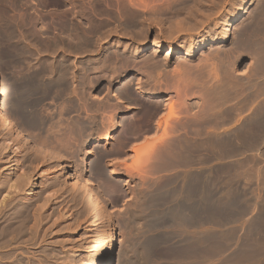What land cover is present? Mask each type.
Here are the masks:
<instances>
[{
    "label": "bare ground",
    "instance_id": "1",
    "mask_svg": "<svg viewBox=\"0 0 264 264\" xmlns=\"http://www.w3.org/2000/svg\"><path fill=\"white\" fill-rule=\"evenodd\" d=\"M26 1L30 2L31 0H25L24 2ZM44 1L52 4V3H57V2L60 3V1L62 0H44ZM65 1L69 5V7L63 11L64 16H62L63 14L58 13L60 15H57L56 17L55 16L48 17L49 20H58L56 22L57 26H55L54 24V28H58V31H59L58 33L54 32L56 36H53L52 34L47 35V36L45 35L46 39L44 38L45 41L43 42L42 41L43 35L41 36V35L36 34L34 30H31V31L34 37L37 36L39 41L41 40L43 43H46L49 46L54 45L55 43H58L59 41H63L62 38L69 36L68 41L70 42L72 46V48L71 47L70 48L71 49L75 48L76 50L78 49V51L79 49L85 51L86 50L85 46L88 44L90 45L92 44L91 43V41H93L92 36L94 35L93 31L96 29L95 27H93L94 22H93V25L92 23L91 25L89 24L90 20H106V21H116V22L118 21V22H122V24L124 23V25L126 24L127 25V26L125 25L126 27H128L129 25L132 26L133 24L136 25V23H141L140 27H143V24L147 22V20H156L158 23H161V19L163 18V16L168 14L170 15V17L177 19V20H172V23L170 22L171 23L170 25L171 33H174V32H179L183 30L182 23L185 22L183 21L184 15L188 16L186 18L188 21L189 20H202L201 17L203 16L202 14L204 13V6L213 7L215 5V4H212V3H215L213 2L214 0H210L209 2L208 0H87L86 2L84 1L85 4L83 2L82 5L79 3L77 4L76 0H65ZM241 1L245 2L246 0H241ZM36 2L39 3V0L38 1L36 0ZM36 2H34V5L36 4ZM78 6L80 9L78 8ZM76 7L79 10L77 9L76 11L75 10ZM240 13H243L245 15L243 19L244 21L234 28V31L232 32V35H233L232 45L228 47L227 49L226 48L223 49L222 45H214L211 47V49L209 48L208 51L206 49L204 51V55L202 56V58H200L196 62H194L191 59V56L194 53V47H193L194 42L192 43L191 41H189V48L186 49V51L183 53L184 59L175 61L176 62L174 63L175 65L172 66V68L169 67L170 69H167V65L169 64L168 59H165L167 57H163L164 58L163 61H160L161 59L160 60L157 59L156 54L154 53L148 56L145 54L146 56L144 55L140 57V55H138L139 53L136 48H133V49L130 48L128 51L126 49L124 50V48L122 49L120 47L121 45L117 41H116L117 43H115L114 45H110L108 47H105L104 49H100V44H99L100 42L96 43V39L99 37H95L97 36L95 35L93 37L96 38L95 39L96 45L92 47L94 48V51H95V53H92L94 54L93 55L94 58L84 61L82 63V67L85 70L86 68L87 70L89 68L95 69L94 70L95 73L101 71L102 72L101 74L90 75L89 74L90 72L88 73V71H86L87 74L85 73L80 78L79 77L77 78L78 81L75 85L74 84L75 74L73 70L71 71L70 69L71 63L70 62L66 63L65 62L66 59H64V61H60L57 65L47 63L46 66H44L43 68L41 67L42 69L40 70L38 69L34 73H31L32 71L31 72L29 71L27 75L24 74L22 76L21 80L14 81V85H13L14 89L11 92V94H9L11 95V98L10 96L9 98L12 103L10 101L8 102L11 103L10 105L12 107L14 106L16 112L20 116L18 118L20 119L22 117L21 118L22 122L24 123V125L27 126L28 129L29 127L33 128V130L34 128H38L41 131L43 129L45 132L49 130L50 131V132L48 131L50 133L49 136L51 135L50 136L51 140L48 139L49 142H51L52 140H55L54 135H56V132H58L59 130L61 131L60 134L63 133L62 129L64 127L58 130V127L61 124L60 120L62 122L61 117L58 118V115H57V119L59 121L56 119L51 121L54 118L50 120V117L48 119L45 116L47 118L46 119L44 117V112L42 113V111L39 110L40 109L39 107H38L39 109L34 107V106H38L36 105L37 100L40 101L42 97L44 98V96L52 95V97H56L58 99L64 98L63 95L67 93V91H70L69 93L72 92V93L78 94L76 95L77 100L75 101V103L77 101L78 102L76 103V105L72 103L74 106V110L76 106L79 110L81 109V107H83L84 111L85 109L86 110L88 109L89 110L87 112L88 114L90 113V110H93L96 112L98 110L100 111L101 109L103 112L106 111V113H107V110H109V112L105 114V116L104 115L102 116L103 119L100 117L102 114H104L102 113V111H100V113L102 114L100 116L98 115L102 119L101 122L104 120V117H106L105 121H107L106 123L109 124L107 126L106 123L103 121L105 124H102V125H105V127H103L105 128V130L103 129L102 133H100L101 135L98 137H95L92 139L89 137V132L87 131V127H89L90 124L92 123L88 125L87 123L89 122L88 121L89 117L87 120H86L87 117L80 118L81 114L79 117L77 116L76 118H74L73 116L71 117L74 119H71V118L69 119L67 117L68 120L70 121V123L67 122L69 124V125L67 124L68 128L65 127L68 130V132L67 130H65V128L63 129L65 130L64 132H67V134L63 133L64 135L63 136L61 135V137L59 135L58 137L56 136L58 138V139L56 138L58 141L55 140L57 142L55 144L56 145L58 144L67 145L68 144L69 148L71 147L69 151L70 154H71V149L72 147H74V144L76 142L75 145L78 144L77 146H80L81 148L79 147V149H77L75 148L76 146L74 147L76 149L74 150V152H76L75 156H77L78 154L77 159H80L81 161H82V158H86L88 154L90 153L88 146L92 145V143L94 142H100L102 140L108 141L109 138L111 137L110 132H113V130L115 129L117 133L119 132L120 134V135L117 134V136L119 135L121 137H123L122 135L125 136V134L128 135L132 132H138L140 130L143 131L144 129L146 130L150 129V130H155V131L161 129L162 134H160L161 133V130H160L159 139L163 137L164 138L167 137L168 139V137L172 135L175 130L177 132L182 130L181 133L178 132L180 134L183 133V130L185 131L184 136L182 134L181 137H179L180 134H177L176 132V136L179 135L177 137L178 139L177 138L176 140L173 139L172 138L173 135H172L170 137L172 139L167 140L165 138L166 140H164V142L162 140V143H160L159 141L158 146H157L158 143H156V146H153L154 143H152V141L149 140V142H147L145 146L139 145V147H135V151L137 152V158L132 163L134 167H136L134 169L138 168L139 170L143 171L144 169H142L141 166L145 165V161H147L148 159L151 160V157L154 156L156 159V162L154 165H152L151 168L149 167L150 170L148 173H147L148 169L146 170V173L148 175L147 177L149 176L151 177L152 175L151 173H154L153 174L154 176H156V174L158 173H163V174H160L161 176L157 175V176H160V178L154 177L157 180L156 179L150 180L149 178H148L149 180L147 181L144 180L146 181V183H140L142 187L139 188L140 187L139 186L138 187L139 190L136 191V195L137 194L138 195L136 196L137 198L135 201V205L132 207L133 210L130 209L131 213L133 212V214H131L133 215L132 216L133 218L131 219V223L133 224V227H134L133 228L134 231H132V233H135L133 234L135 236L134 241L133 242L131 241V242L134 243L133 246H135L134 248H136V250L133 248L136 252V258L134 260L133 259L129 260L127 264H204V260L207 261L208 259L210 261L215 260L216 263L213 261L214 264H264L263 262L258 263L257 261L259 260L257 259L255 260L253 259L254 261H251L252 259L250 260L249 255L246 254V252L249 253L251 250L247 248L241 250L242 252L240 251L241 253L239 252L238 255L237 253H235V254H230L231 256L229 255L227 256L226 253L229 249L228 247L230 244L229 245L226 244V242L228 241L224 242L225 243L224 245L222 244L223 240L225 239L221 235H224V234L220 235L217 233L218 235L221 236V238H223L222 243H218L219 241H217L216 244L204 245V227H203L204 226V214H205L204 208L207 206L206 205L207 200L206 201L204 200L205 198L204 196H206L205 195L206 193L208 195V192L204 194V191H206L204 189L206 188H204V176H203L204 172L202 171V168L200 167L201 169H198L199 167L196 166L198 170L193 173H192L193 168L192 170L190 169L191 167L190 164L192 165L196 163L203 164L201 161H204V157H203L204 154L202 153L203 160L201 161L193 157V159H196L194 160V162L198 161L194 164L193 162L191 163L189 160L191 156L190 153H194L196 148L200 149L202 147L203 149L205 142L206 143L209 142V145H212L214 143L213 150H215V146H216V149H221V148H217L218 145L217 144L215 145L216 143L215 141L214 142L212 141V143H210L209 140H211L212 138L208 139L206 136H204L205 135L204 132H207V130H208L207 135L208 133H212V135L217 133L219 129L218 127L216 128L214 126L216 124L218 126V123L220 124L221 122H222V125H223V122H227V124L228 122H232V124L229 123L227 126L223 125L224 127H226L224 129L221 127L223 131H220V132H222L221 134L223 137H224L223 134H227V136L228 134L234 135L235 133H239L240 135L247 134V135H250L251 137L253 136L252 138L256 140V141L254 140L253 142L251 141V143H254L253 145L255 144L257 146L264 145L263 143L261 144L262 141L260 142L259 140V138L262 137V135H264V0H257L255 7L252 8L251 10L242 8L241 10H239L238 14ZM67 14L70 16L67 17ZM146 14H150L152 16L154 15L155 18L152 16L147 17ZM238 14H236V16ZM18 17H20V19L21 17H23L22 19L24 21L31 20V17L29 15H25V12L23 14L19 13ZM73 20H77V21H73ZM79 20H87V21L89 20V23L79 21ZM198 22L199 21H195V23H198ZM124 25L122 26L124 27ZM191 26H193V24ZM113 31L115 32L116 29ZM10 33H11V36L9 34V39L10 38L12 39L14 33L12 34V31ZM75 35H77L76 38L74 37ZM227 38H228V32L225 31L222 35H220V37H217L212 42L223 43L227 40ZM20 40L22 41V39ZM68 41L66 37L65 42L67 43ZM65 42L63 41V44ZM23 43H24L23 41L22 43H20V41H11L9 50H11L14 54L15 53L16 54L25 53L29 49L26 46L28 44L25 45ZM67 45L70 46L69 44ZM93 45L94 43L92 44V46ZM180 45L175 44V42L169 43L167 47H165L168 50L167 54L171 55L172 53L178 51L180 49ZM83 47L84 49H81ZM162 47L163 46L161 45L160 41L156 43L154 41V45L152 44L151 47H147L143 49V52L147 50H152V52H157ZM88 50H90L89 47H88ZM242 55H245V57H247L253 63V64L251 63V65H254L253 69L250 70V68H252L250 67L249 68L250 71H248V73L243 72V74L242 72L239 73L236 67V62L238 61L239 57ZM123 68H124V71L120 73L115 79H113V76ZM85 70L83 72H85ZM104 71H109L110 75L109 74L108 75L110 77L108 80L111 82L113 79V82H112L113 85L117 82L120 83L118 90L116 91L115 89V93L113 92L111 94H109L110 92L108 91L109 93L103 96L104 100L100 104H96L95 106H92V104L89 105L93 97V95L91 94L89 90L93 87V82L95 83L99 77L105 76ZM130 74H131V77L132 76H134V78L136 77V81L130 80ZM20 77L21 76H19V78ZM105 77H107V75ZM19 82L24 83L21 86L22 87L21 90L17 86ZM112 84L110 83L108 86H112ZM88 86L90 87L89 90H88L89 88ZM86 87L89 92L86 90ZM4 91H5V88L0 79V131H2L6 135V137H3V138L0 137L1 139L0 148H2V150L6 152V154L8 155L7 160H6L7 166L5 167L8 169V175L11 176V181H8L9 177H6L7 175L0 174V190L6 184L5 183L6 178H7L6 181H8V184L6 187L7 189H4L5 187L3 188L4 190H6V192L2 194L3 197L0 198L1 199L0 200V264H11V261H10L11 252L12 253H15V252L13 251L10 252V249H5V248L8 246H12L11 244L12 240L15 238L17 234L21 233V231L19 230L20 228L17 226V223L19 221L21 222H24V221H22V218H23L22 216H21L22 218L18 216L20 214V212L18 214V211H20V209H18L19 207L18 208L16 207L18 209L17 211L18 215H15L12 213L8 214L10 211L7 212L6 214L4 213V208L7 207L6 203L10 201L9 199L12 200L13 199L12 197L17 192H22V191L25 192L24 197L22 198L23 200L21 202L22 206L25 205V203H28L27 200L34 195V188L36 186L35 181H34V176L32 175V173L31 172L25 173L24 171H21V168L19 167L20 158H17L16 160L15 158H13V156L16 154L20 156L24 148V147L22 148V146L20 145H16V142L19 140L21 143L23 142L22 145H24L25 143L29 146H32V148L33 147L36 148L39 151L38 153H40L39 157L41 156L40 157L41 159L42 158L48 159V157H50L51 160L54 161L55 163L54 169H50V170L48 169V171L44 170L45 171L44 172V182L51 181L54 175L53 174L54 171H57L58 175L61 178L63 177L64 179L65 173L67 172L66 170H69L71 158L70 156H66L68 151L66 152V150L65 151L63 150L64 153L61 152L62 146L57 147V149L60 148V150H56L55 149L56 145L54 144L55 146H53L52 145L53 143L50 144L47 141V139H45L46 137H49V136H45L47 133H45L44 135L45 137L34 135V132H32L33 134L30 133V131L26 129L24 125H18L17 122H15L12 119V117H10V115L7 114V112L3 108L4 100H6L2 96L4 94ZM188 91L189 93L191 91L192 94H195L196 98L197 96L199 99L200 97H202L201 99L202 100L205 99L206 101H202L200 99L201 100V103H200V101L197 100V102H199L200 104L205 102L203 103L204 106L203 105H202L203 107L201 105H200L201 107L199 106L200 111L190 112L189 114L187 113V116L185 118L182 117L183 116L182 114L180 118L181 119L184 118L183 120H185L186 122H180L181 120L177 119L178 118L177 113H179V111L184 113L183 109L188 110V108L190 107V104L187 103L189 105L188 107V105H186L185 103L186 101L185 102L183 101L184 99H186V95ZM167 94L168 95L170 94L169 98L171 99L168 102L166 101L165 103H162L160 102V100H157L155 101L153 105L151 104L148 109H144V110L141 109V111H137L135 114L129 113L119 118V113L121 112V108L124 106V101H127V102L132 101L128 103V105L132 103L130 106L125 105V108L127 107L128 109H132L133 106H135L134 103L136 102V99L137 100L139 99L137 98L138 95L145 97V98H149V99H159L161 96L167 95ZM204 94L206 95V98H204ZM234 98L238 99V101L235 100L236 103L234 101ZM229 99H232L233 102L230 100L232 102L231 103ZM105 100L107 102L106 104H104ZM61 103H64V102H61ZM64 105L65 104L60 105V106L62 107ZM176 105L178 106L180 105V109L181 107H183V109L178 110L176 108ZM70 107L73 108L72 106ZM159 108L160 109L167 108V111H165V113H161L159 117H156L155 121L152 124L150 122V119L153 116V112ZM244 108H247V110L244 111ZM176 109L178 110L177 113H176ZM189 109H193V106L190 107ZM61 110L63 111V109ZM83 110L81 113H83ZM241 111L245 112V114L241 115L242 114ZM93 116H94V112H93ZM173 116H175V118L179 120L178 123H176L175 121H173V123L172 121L169 122L170 118ZM94 119H91V120H94ZM20 123H21V120H20ZM63 123L65 122H62V124ZM94 124L95 123H93V125ZM101 128L100 130H102ZM88 130L92 133L91 131L92 129L88 128ZM155 131H153V134H155L154 133ZM37 132L38 131H36V134ZM220 132H218L217 134L219 141H220V138L218 135ZM188 133L194 136L193 138H195L196 136H199V137L202 136V139H203V136H204V138L208 139V141L204 140L205 142L203 141V143H201V141H196L197 139L198 140L200 139L197 137L196 140L193 139L194 141L192 142V140L189 139L191 137L188 136ZM38 134L41 135V133H38ZM221 134H220V137L223 140V137L221 136ZM239 134H238V138L242 139L243 141V139H245L246 137L240 138ZM209 135L210 136L208 137H211V134ZM156 136L157 135H155L154 137ZM176 136H173V137L175 138ZM227 136L224 138H227ZM234 136L236 137L234 140L237 141L238 140L237 135L235 134ZM51 137L54 139H52ZM233 138H230V139H233ZM214 139L215 138L213 137V140ZM72 141L74 143L71 146L70 142ZM227 141L229 140H226V142ZM236 141L235 143L233 142L232 144H236ZM78 142H81V143H78ZM220 142L218 143L220 144ZM238 142H237V145H238ZM222 144H224L225 146L228 145L226 143H222ZM239 144L241 146L242 142ZM209 145L207 143L206 148ZM220 145L219 147H221ZM251 146H248V147H251ZM210 147H213V146H210ZM222 147L224 148V146ZM235 147L237 146L235 145ZM253 147L255 148L256 146H253ZM190 149H193L191 150L192 152H190ZM206 150L207 152H209L208 148ZM206 150L203 149L202 152ZM232 150L234 149H231L229 151H232ZM197 151L198 150L196 149L195 155L197 154L200 155L199 153L200 150L199 152ZM223 151L222 153L216 152V154L223 155L224 154ZM59 152L63 154H65L66 152V154L65 156H63V154H60ZM214 153L210 151V154H214ZM216 154H214L213 156H215ZM4 156H5V153H4ZM72 156H73L72 158L75 157L73 153H72ZM202 157L200 156V158ZM217 157L219 156H216V158ZM220 158L222 157L220 156ZM191 159H192V156H191ZM96 165L93 161H91V163L89 164V169H85V171H88L91 169L93 171ZM257 167L258 166H256V168ZM138 169L136 171H138ZM79 170L75 171L74 169H71L69 177L73 178L75 185H76L75 187L77 188L78 192L81 193L83 198L87 201V203H89V205L91 206L92 212L104 224L107 234H108L107 236L108 238L105 244L103 245V247L98 248L94 252V259H93L92 264H110L112 254L114 251V247L116 245V232H114V225L112 223V218H111V215L108 209L106 208V203L103 202L100 196H98V194L92 188L91 182L86 177L85 171L84 170L79 171ZM257 171H259V169H257ZM144 173H145V170H144ZM6 174H7V171H6ZM218 174H216V176ZM255 176L258 177V175H255ZM232 182H229V184ZM210 189L211 188H209L208 190ZM112 190L110 186L109 187L107 186L105 193L110 194ZM211 192L209 193L212 195ZM51 195H48V196H50L51 198ZM15 199L12 201H15ZM44 199H45L44 201L47 203L48 202L47 195L45 196ZM206 199H207V196H206ZM211 200L214 201L213 199ZM30 203L28 204L30 205ZM204 203H206L205 207H204ZM20 205L21 204H19V206ZM208 208L210 207L208 206ZM208 208H205L206 211L209 210ZM17 209L14 210L15 213ZM23 210L25 209L23 208ZM208 213L209 214L207 216H210V215L214 216V214H211L212 212L208 211ZM25 215L28 216L26 212H25ZM129 218H131L130 215H129ZM23 224L22 225L21 223L19 224L21 225L22 229L24 227ZM212 234L213 236L216 235L214 234V232ZM213 236L212 238H214ZM228 236L231 237L230 239H233L234 237L232 234ZM212 238L209 237V240H211ZM14 240H16V238Z\"/></svg>",
    "mask_w": 264,
    "mask_h": 264
},
{
    "label": "rangeland",
    "instance_id": "2",
    "mask_svg": "<svg viewBox=\"0 0 264 264\" xmlns=\"http://www.w3.org/2000/svg\"><path fill=\"white\" fill-rule=\"evenodd\" d=\"M24 1L25 0H20V1L19 0H0V2H1L0 3V10H1L0 11V79L4 85V88H5L4 94L2 96L4 99H6V100L3 99L4 100L3 108L5 109L7 114H9L10 117H12V119L15 122H17L18 125H24V123L22 122V119H21L22 117L20 119L18 118L20 116L16 112L14 106L12 107L10 105L12 102L10 101L11 95H9V94H11V92L14 89V86H13L14 81L21 80L22 76L24 74L27 75L29 73V71L30 72L32 71L31 73H34L38 69L39 70L42 69L44 66H46L47 63L57 65L60 61H64V59H66L65 60L66 63L67 62L71 63L70 69H71V71L73 70V72L75 74L74 75V79H75L74 84L75 85L78 81L77 78L78 77L80 78L82 75H84L86 73V71H88V73L90 72L89 73L90 75L101 74L102 73L101 71L95 73V71H94L95 69L89 68L87 70V68H86V70H85L82 67V63L84 61H87L89 59L94 58V56H93L94 54H92V53H95V51H94V48H92V47H94L96 45L95 44V39H96L95 37H99L96 39V43L100 42L99 43L100 49H104L105 47H108L110 45H114L115 43L118 42L121 45L120 47L122 49L124 48V50L126 49L127 51L130 48L131 49L136 48L138 53H139L138 55H140V57L144 56L145 54L148 56V55H151L153 53L156 54L157 59H159V60L161 59L160 61H163V59H164L163 57H167V58H165V59H168V61H169V64L167 65V69H170V68H172V66L175 65L174 64V63H176L175 61H179L180 59L181 60L184 59L183 53L186 51V49L189 48V41H191L192 43L194 42L193 43L194 53L191 56V59L194 62H196L200 58H202V56L204 55V51L206 49L208 51L209 48L211 49V47L214 45H222L223 49H225V48L227 49L228 47H230L232 45V41H233L232 32L234 31V28L236 26H238L240 23H242L244 21L243 19L245 17V15L243 13L238 14L239 10H241L242 8L247 9V10H251L252 8L255 7V5L257 3V0H246L245 2H242L241 0H214L213 2H215V3H212V4H215V5L214 6L212 5L213 7H207L206 6L207 7L206 8L204 6V13L201 12V13H203L202 14L203 16L201 17L202 20H189L188 21L186 19L188 16L184 15L183 21H185V22L182 23L183 30H181L179 32H174V33H171L170 25L172 23V20H177V19L170 17V15H168V14L163 16L164 19L163 18L161 19V23H158L156 20H147V22H145L143 24V27H140L141 23H136V25L133 24L132 26L129 25L128 27H126L127 26L126 24H125L126 25L125 26L124 23L122 24V22H118V21L116 22V21H106V20H90V23H89V20L88 21L87 20H79V21L87 22L90 25H91V23L93 25V22H94L93 27H95L96 30L93 31V34H94L93 36H95V35H97V36H95V37L92 36L93 41H91V43L92 44L94 43L93 46H92V44L91 45L88 44L89 46L88 45L85 46V49H86L85 51L80 50V49L78 51V49L76 50L75 48L71 49L72 46H71L70 42L68 41L69 36H66L67 41H68L67 43L65 42L66 37L62 38V40L65 42L64 44H63V41H59L58 43H55L54 45H50V46L46 43H43L45 41L44 38L46 39L45 35L47 36V35L52 34L53 36H56V34L54 32H57V33L59 32L58 28H54V24H55V26H57L56 22L58 20H49L48 17L49 16H55L56 17L57 15H60V14H63L62 16H64L63 11L69 7V5L67 4V2L65 0L60 1V3L57 2V3H52V4L48 3L44 0H39V3L36 2V0H34V2H36L35 5H34L33 0L30 1L31 3L29 1H26V2H24ZM84 1L86 2L87 0H78V1L76 0L77 4L79 3L81 5L83 4ZM209 1L210 0H208V2ZM85 2H84V4H85ZM21 6H23V7H21ZM35 7H36V9H35ZM78 8H79V6H78ZM78 8L76 7L75 10L77 11ZM49 9L50 10L53 9V10L50 11ZM3 11H4V13H3ZM56 11H57V13H56ZM17 12H18V14H17ZM24 12H25V15H29L31 17V20H25L24 21L22 19L23 17H21V19H20V17H18L19 13L23 14ZM58 13H60V14H58ZM236 14H238V15L236 16ZM15 16H17V17H15ZM68 16H70V15L67 14V17ZM146 16L151 17L152 15L146 14ZM152 17L155 18L154 15ZM64 21H66V20H64ZM73 21H77V20H73ZM195 21H199V22L195 23ZM19 24H21V25H19ZM190 24L191 25L193 24V26H191ZM122 25H124V27ZM93 27H91V28H93ZM26 28H27V30H26ZM115 29H116V31L114 32L113 30H115ZM31 30H34V32H36V34H38V35H41V36L43 35V38H42L43 42L41 40L39 41L37 36L34 37ZM11 31H12V34L13 33L14 34H13L12 39L11 38L9 39V34L11 36V33H10ZM225 31L228 32V38L225 42H223V43L212 42L217 37H220V35H222ZM5 35H6V37H5ZM76 36L77 35H75L74 37L76 38ZM20 39H22V41L24 42L23 44H25V45L28 44L26 46L29 50L25 53H22V54H16V53L14 54L11 50H9L10 43H11V41H20V43H22V41ZM25 40L28 43H26ZM154 41H155V43L160 41L161 45L163 47L161 49H159L157 52H152V50H147V51L143 52V49H145L147 47H151L152 44L154 45ZM174 42H175V44H179V45L181 44L180 49L178 51L172 53L171 55H169V54H167L168 50L165 47H167V45L169 43H174ZM67 44H69L70 46H68ZM88 47L90 50L91 49L92 50L91 51L88 50ZM81 49H84V47ZM150 52H152V53H150ZM51 60L53 61V63ZM251 63L252 62L247 57H245V55H242L239 57L238 61L236 62L237 70L239 71V73L242 72V74H243V72L248 73V71L253 69V66H254V65H251ZM72 64H73V66H72ZM250 67H252V68H250ZM249 68H250V70H249ZM84 70H85V72H83ZM121 70L113 76V79H115L120 73H122L124 71V68ZM104 73H105V76L107 75V77H105V76L99 77L95 83L93 82V87L91 89L88 86L89 87L88 90L90 89L89 91L93 95L92 101L90 100L92 103L89 101L90 102V103L88 102L89 105L92 104V106H95L96 104H100L104 100V98H103L104 95L108 94L109 92H110L109 94H111L113 92L115 93V89H116V91L118 90L120 83L117 82L113 85L112 84L113 79L111 82L108 80L110 77L109 71H104ZM19 76H21V77L19 78ZM130 80L136 81V77L135 78H134V76L131 77V74H130ZM110 83L112 84V86H108ZM22 84H24V83L19 82L17 85L20 90L22 89V87H21ZM86 90H87V87H86ZM69 92L70 91H67V93H65L63 95L64 98H59V99L56 97H52V95L44 96V98L42 97L40 101L37 100L36 105H38V106H34V107H36L37 109L40 108L39 110L42 111V113L44 112V117L46 116L48 119L50 117V120L52 118H54L51 121H53L55 119L58 120L57 115H58V118L61 117L62 122H65L66 124L63 123V124H65V125H63L61 120H60V123H61L60 126L61 125H63V126H61V127L59 126L60 128L58 127V130L62 129L63 127L64 128L67 127V124L70 123L68 118L70 119L72 116L74 118L77 117L76 115H74L75 112L78 113V117L81 114L80 118L87 117L86 118V120H87L89 117V120H88L89 122L87 124L89 125L90 123H92V124H90L89 127H87V131L89 132V137L92 139V138L100 136L101 135L100 133H102L103 129L105 130V128H103V127H105V125H102V124H105L107 122V121H105L106 117H104V120H103L105 123L103 121L101 122V120L103 119L102 116L103 115L105 116V114H107L109 112V110H107V113H106V111L103 112L100 109V111H102V113H104L102 115H101L99 110L96 111L97 114H95L96 113L95 111L90 110V113H89L90 115H89L87 113L89 111L88 109L86 110L84 108L85 109V111H84L83 107H81V109L79 110L76 106L75 110L77 109L78 111L77 110L75 111L72 103H74V105H76V103L78 102L77 101L75 103V101L77 100L76 95H78V94L72 93V92L69 93ZM188 93H189V91H188ZM188 93H187V95H188ZM190 93L193 96H191ZM190 93L188 96L186 95V99H184L183 101L184 102L186 101L185 102L186 105L190 104V107L193 106L194 110L189 109L190 107L188 105V107H189L188 110L187 109L185 110V109H183V107H181V109H183L184 113H182L181 111H179V113H177V111L181 110V109H180V105L179 106L176 105V108L178 109V110L176 109V113L178 114L177 119H180L181 120L180 122L185 121L183 119L187 116V113L189 114L190 112L200 111V107L202 105L204 106L203 103H205V102L200 104L202 97H200V99H201L200 100L198 98V96L196 98L195 94H192L191 91H190ZM9 96H10V98H9ZM169 97H170V94L169 95L167 94V95L161 96L159 99H149V98H145V97L138 95L137 98H139L138 99L139 101L137 99H136V102L133 101V102H135L134 103L135 106L132 105L133 106L132 109H128L127 107L125 108V105L130 106L132 103L130 105H128V103L132 102V101H129V102L124 101V106L121 108V112L119 113V118L121 116L129 114V113L135 114L137 111H141V109L142 110L148 109L150 107V105L151 104L153 105L155 103V101H157V100H160V102H162V103H165L166 101L168 102L169 100H171ZM187 97H189V98H187ZM204 98H206L205 94H204ZM237 98H239V97H237ZM237 98L236 99L234 98V101L235 100L238 101ZM96 99L98 101L99 100L100 101L98 102ZM52 100H54V101H52ZM94 100H95V102H94ZM197 100L200 101V103L197 102ZM230 100L233 102L232 99H229V101ZM8 101H10L11 103ZM112 101H114V100H112ZM202 101H206V100L203 99ZM236 101H235V103H236ZM61 102H64V103H61ZM110 102H111V100H110ZM196 102H197V104H196ZM106 103L107 102L105 100L104 104H106ZM63 104H65L64 105L65 107L60 106ZM70 106H72L73 108H71ZM218 107H219V105H218ZM12 108H14V109H12ZM61 109H63V111ZM82 110H83V113H81ZM162 110H163V112H162ZM189 110H191V111H189ZM245 110H247V108H244V111ZM165 111H167V108L166 109H160L159 108V109L155 110L154 111L155 113L153 112V116L151 117L150 122H152L153 119L155 120L156 117L160 116L161 113H165ZM242 111H241V113H242L241 115L245 114V112H242ZM93 112H94V116H93ZM62 114H64V115H62ZM85 114L88 116H86ZM182 114H183L182 117H184V118L181 119L180 117ZM98 115L99 116L101 115L100 117L102 119ZM82 116H84V117H82ZM74 118H71V119H74ZM90 118L91 119L96 118V119H94L95 120L94 121V120H91ZM172 118L174 119L175 116L171 117L169 122H171V121H172V123H173V121H175L176 123L179 122V120H177L176 118L174 120ZM20 120H21V123H20ZM93 123H95V124L93 125ZM229 123L232 124V122H228V124ZM220 124L218 123V126L216 124L214 127H216V128L218 127V129L220 130L221 127L224 129V128H226L224 126L228 125L227 122H223L224 126L222 125V122ZM95 125L98 129L95 127ZM106 125L108 126L109 124L106 123ZM219 125H220V127H219ZM24 127H26V129H28L26 125H24ZM99 127L100 128L102 127L101 128L102 130H100ZM88 128L92 129L91 130L92 133L88 130ZM93 128H95V129H93ZM63 129H62L63 133L67 134L68 130L65 128V130H67V132H64L65 130H63ZM28 130L30 131V133L34 132V135H39V136H44L45 133L48 134V135L46 134L45 136H49V134H50L49 130H48L49 132L48 131L45 132L43 129L41 131L38 128H34V130H35L34 131L33 128H31V127H29ZM36 131H38L37 134H36ZM60 132L61 131L59 130L58 132H56V135L53 134L55 136V140L58 139L57 138L58 135L60 137H61V135L62 136L64 135L63 133L60 134ZM38 133H41V135ZM110 133H111V137L109 138L108 141L102 140L100 142H94V143H92V145L88 146L90 153L88 154V156L86 158H82L83 162L80 159H77L78 154H77V156H75V153H76V152H74V150H76L75 148L79 149V147H80V146H77L78 144L75 145L76 142L74 144V147L75 146L76 147L75 148L72 147L71 154H70L69 151H70L71 147L69 148L68 144L67 145H64V144L59 145L58 144L59 145L58 146L55 144V143H57L55 140H52L51 142L48 141V139H50L51 135L49 137H46L45 139H47V141L50 144L53 143L52 144L53 146L56 145L55 146L56 148L54 147L56 150H60V148L57 149V147L62 146L61 152L64 153L65 150H66V152L68 151L67 154L68 153L69 154L67 155L66 152H65V154H66V156H70V158H71L69 170H66L67 172L65 173L64 179H63V177L61 178L58 175L57 171H54L53 178L51 179V181H48V182H44V172L46 170L48 171V169L50 170V169L55 168L54 161H52L50 157H48V159L42 158L43 159L42 160L40 158L41 156L39 157L40 153H38L39 151L36 148H34V147L32 148V146H29L25 143H24V145H22L23 142L21 143L19 140H18L19 143H18V141L16 142V145H20V146H22V148L23 147L24 148H23V152L20 156H18L16 154L13 156V158H15V160L17 158H20L19 159V167L21 168V171H24L25 173L31 172L32 175L34 176V181H35L36 186L34 188V195L31 197L32 199L29 198L27 200L28 203H30V201H31L30 205L28 203H25V205L22 206L21 202L23 200L22 198L24 197V193H25L22 191L23 190L22 189L21 190L22 192H17L14 195L16 199L14 198V196L12 197L13 198L12 200L15 199V201H12L11 199H9L10 201H8V203H6V205H7V207H5L6 210L4 208V213H6V214H7V212L10 211L8 214L12 213V214L18 215L20 212V214L18 216H20V217L22 216L24 218L23 219L21 217L22 221L25 222L24 223V222L19 221L17 223V226L20 228L19 230L21 231V233H19L20 235L17 234L18 236L17 235L15 236L16 240H14L15 238L12 240V242H11L12 246H8L5 248V249H10V252L11 251L15 252V253L11 252V259H10L11 264H92L93 259H94V252L98 248L103 247V245L105 244V242L108 238L107 237L108 234H107V231H106L104 224L92 212L91 206L83 198L82 194L78 192L77 188L75 187L76 185H75L73 178L69 177L71 169H74L75 171H78L79 169H80L79 171H82V170L85 171V169H89V164L91 163V161H93L95 163V165L97 164L98 166L97 165L95 166V169H94L95 171L94 170L92 171V169L85 171L86 177L88 178V180H90L92 188L94 189V191L98 194V196H100V198L103 200V202L106 203V208L108 209V211L111 215L112 223L114 225V232H116V245L114 247V251L112 254L110 264H127V262L129 260H132V259L134 260L136 258V252H135L136 248H134L135 247V246H133L134 243H132L134 241V237H135L133 235L135 233H132V231H134V229H133L134 227H133V224L131 223V219L133 218L132 217L133 215H131V214H133V212L131 213L130 209L133 210L132 207L135 205V201L137 198L136 196L138 195V194L136 195V191L139 190L138 187L139 186H140L139 188L142 187L140 183H146V181L149 179L154 180L156 178H160L161 175L157 176L160 174V173H158V174H156V176H154L153 175L154 173H151L152 175L151 174H149V175H151V177L153 176L152 179L150 176L147 177L148 176L147 173L149 172L150 168L152 167V165L155 164L154 161H156V159L154 156H153L154 158L150 156L151 160L148 159L149 161L146 159L148 161V163H147V161H145V165L141 166L142 169L145 170V173H144V170L142 171V170H139L137 168L138 171H136L137 169H134L136 167H134V165L132 163L137 158V152L135 151V147H139V145L145 146L146 143L149 142V140L152 141V143H154L153 146H156V143H158L157 144V146H158L159 141H160V143H162V140L164 142V137L161 139H159L160 136L150 137L148 139H145L143 142H141L139 144H135V143L140 138H137L135 140L133 139L132 140L133 142H131L133 144L129 143L128 145H126L124 147V152H122V150H121V138L122 137L119 136L120 135L119 132L117 133V131L115 129V130H113V132H110ZM51 134H52V132H51ZM117 134H119V135L117 136ZM4 135L5 134L2 131H0V137H2V138L6 137V135L5 136ZM44 137H43V139H44ZM60 137H59V139H60ZM197 137L200 138L199 140L197 139L198 141H202L204 139V137L202 139V137H199V136H196L194 139H196ZM52 139H54V138H52ZM259 140H260V142L262 141L261 144L262 143L264 144V135H262V137H260ZM0 141H1V139H0ZM73 141L70 142L71 146L74 143ZM78 143H81V142H78ZM63 145H64V147H63ZM67 146H68V148H67ZM65 148H67V149H65ZM126 148H128V149L125 150ZM154 148H156V147H154ZM0 150H1L0 151V161H2V162H0V174L7 175L6 177L10 178V179L8 178V181H11V176L8 175V169L5 167V166H7L6 160H7L8 155L6 154V152H4L2 150V148H0ZM61 152H59V153L63 154ZM4 153H5V156H4ZM72 153L76 157V159H75V157L72 158L73 157ZM65 154H63V156H65ZM79 163H81V164H79ZM77 164H78V166H77ZM144 166H145V168H144ZM147 169H148V171L146 173ZM6 171H7V174H6ZM143 175H144V177H143ZM154 177H156V178H154ZM4 180H5V178H4ZM6 180H7V178H6ZM6 180H5L6 184L4 186L5 188L2 187L0 190V198H2L3 197L2 194H4L6 192V190H4V189H7L6 187H7L8 181H6ZM144 180H146V181H144ZM107 186L108 187L110 186L111 190L113 189L110 194L105 193ZM46 195L48 198L47 203L44 201L45 200L44 198ZM48 195H51V198ZM9 203H11V204H9ZM42 203L45 205H43ZM19 204H21V205L19 206ZM39 204H40V206H39ZM8 206H10V207H8ZM25 206H26V208H25ZM16 207L17 208L19 207L18 209H20V211H18V209ZM23 208L25 210H23ZM15 209H17L16 213L14 211ZM17 211H18V214H17ZM25 212L28 214V216L25 215ZM129 215L131 216V218H129ZM25 217L26 218L28 217V218L26 219ZM20 223H21V225L24 223L23 229H22L21 225H19ZM228 224L230 225V223H228ZM206 227H207V229L217 230V228H215L211 224H207ZM226 228H228V227H226ZM130 233H131V235H130ZM14 249H15V251H14ZM13 256H15V257H13ZM12 258L15 260H13Z\"/></svg>",
    "mask_w": 264,
    "mask_h": 264
},
{
    "label": "crops",
    "instance_id": "3",
    "mask_svg": "<svg viewBox=\"0 0 264 264\" xmlns=\"http://www.w3.org/2000/svg\"><path fill=\"white\" fill-rule=\"evenodd\" d=\"M218 134V133H217ZM217 134H213V135H215V136H213L212 134H211V137H208V136H210L209 134L207 135V134H205L204 136H207V138L209 139H211V140H209L210 141V143H212V141L214 142H216L215 143V145L217 144L218 145V147L217 148H221V149H216V146H215V150H213V148H214V143L212 144V145H209V142H207L208 143V149H210V151L212 152V153H214V151H215V153L214 154H216V152L217 153H222V151H223V149H224V156L223 155H221V154H216L215 155V157L212 159V160H210L209 162H216V163H218V164H216L215 165V167H210L206 172H205V175H203L204 176V178H207L208 180V182H206V183H204V188H206V189H204V190H206V191H204V194L206 193V192H208V195H207V193L205 194L206 196H207V199H206V196H204L205 198H204V200L207 202V204L206 203H204V207L205 208H208V206L210 207V208H208L209 210H207L206 211V209L204 208V218H207L208 219V221L206 222V224H211L212 226H215V227H219V228H221L220 230H215V232H214V234H216L215 236L216 237H218V238H216L215 236H213V234H211V235H209V237H211L212 238V236L216 239H214V238H212L211 240H209V237L206 239V240H204V243L205 242H207V243H209L208 245H210V244H216L217 243V241H219L218 243H222V240H223V238L225 239V240H223V245L225 244L224 242H226V241H228V242H226V244H228V243H230V242H232L233 241V239H234V234H235V232H236V229H235V224H236V218L237 217H244V216H247L248 214H249V212H248V210L250 209V206H248L249 204H250V201L249 200H247L246 199V195L245 194H242V193H239V191H241V190H239V188L237 189L236 187H235V185L233 186V185H227V186H225V187H222V188H217L218 187V184L216 183V180L218 179V178H220V176L222 175L221 173H223L224 175L225 174H227L228 176L230 175V176H233V178H235V177H242V178H244V179H247V180H252L253 178H255L256 180L258 179V181L260 182V184L262 185V187L264 188V166H258V163H253L252 164V160H239L238 162H236V161H229V162H226L227 161V159H229V158H233V157H235V153H237L238 151H241L242 149H241V147H245V145H246V147L244 148V151L243 152H250V151H258V149H259V146H257L256 144L255 145H253L254 143H251V141L253 142L255 139H253L250 135H247V134H243V135H240L239 133H235L236 135H237V138H238V134H239V137L241 138H244V137H246L245 139H243V141H242V139H239L238 138V140H239V142H238V140L236 141V140H234L236 137L233 135V134H228V136H227V134H223L224 135V137H226L227 136V138H224L223 136H222V134L221 133H219V138H220V141L222 142V143H226V144H228L227 146H228V148H227V146H225L224 144H222L220 141H219V139H218V137H217ZM220 134H221V136L223 137V140H222V138L220 137ZM203 136V137H204ZM233 136H234V138H233ZM202 137V136H201ZM213 137L215 138L214 140H213ZM248 137V138H247ZM230 138H233V139H230ZM208 139H203L202 141H201V143H203V141L205 140H207L208 141ZM253 139V140H252ZM191 140H193V139H191ZM226 140H229V141H227L226 142ZM234 140V141H233ZM204 141V142H205ZM220 142V144L218 143V142ZM225 141V142H224ZM235 141H236V144H232L233 142L235 143ZM242 142V145L240 146V144L239 143H241ZM250 141V142H249ZM256 141V140H255ZM237 142H238V145H237ZM248 144H246V143ZM207 143L205 142V144H204V146H207ZM219 145L221 146V147H219ZM235 145L237 146V147H239V148H237V147H235ZM244 145V146H243ZM252 145V146H251ZM204 146H203V149H204ZM210 146H213V147H210ZM222 146H224V148L222 147ZM248 146H251V147H248ZM253 146H256L255 148L253 147ZM201 147V146H200ZM210 147V148H209ZM230 147V148H229ZM232 147V148H231ZM234 147V148H233ZM191 148V147H190ZM212 148V149H211ZM195 149V148H194ZM197 150H198V148H196ZM196 149H195V152L194 153H190V155L192 156V159H191V156H190V162L192 163L193 162V164L194 163H196V162H198V161H195L194 162V160H196V159H193V157L194 158H197V160H203V158H200V155L202 156L203 154H204V152H202L203 151V149H202V147L200 148V149H202L199 153H200V155L199 154H197V155H199V156H197V155H195V153H196ZM231 149H234V150H232V151H229V150H231ZM191 150H193V149H190V152H192ZM213 150V151H212ZM219 150H221V151H218ZM226 150V151H225ZM209 151V152H210ZM259 151H261V152H264V145H263V148H260V150ZM198 152V151H197ZM226 152V153H225ZM231 152V153H230ZM235 152V153H234ZM203 153V154H202ZM194 156H193V155ZM233 155V156H232ZM196 156V157H195ZM216 156H219V157H217L216 158ZM220 156L222 157V158H220ZM228 157V158H227ZM200 158V159H199ZM217 159V160H216ZM199 161V162H200ZM189 162V163H190ZM203 164H199V163H196V164H194V165H192V164H190L191 165V167H190V169L192 170V168H193V171H192V173L193 172H195V171H197L198 169H201L202 168V171L204 172V161H201ZM221 162H223V163H221ZM203 165V166H202ZM196 166L197 167H199L198 169L196 168ZM256 166H258L257 168H256ZM201 167V168H200ZM254 167V168H253ZM194 169H196V170H194ZM256 169V170H255ZM257 169H259V171H257ZM261 169V170H260ZM257 171V172H256ZM226 172V173H225ZM228 172V173H227ZM256 172V173H255ZM219 173V174H218ZM216 174H218L217 176H216ZM255 175H258V177L257 176H255ZM214 177H216V178H214ZM223 178V177H222ZM216 179V180H215ZM231 186V187H230ZM209 188H211L210 190L212 191H210V190H208ZM231 190V191H230ZM209 192H211L212 193V195L209 193ZM215 192V193H214ZM223 192H224V194H223ZM214 193V194H213ZM215 194H217V195H215ZM227 194V195H226ZM220 196V197H219ZM218 197V198H217ZM217 198V199H216ZM209 199V200H208ZM211 199H213L214 201H212ZM204 201V202H205ZM210 204H209V203ZM206 204V205H205ZM212 211H211V210ZM213 210H215V211H213ZM208 211H210V212H212L211 214H214V216L213 215H210V216H207L209 213H208ZM212 217H214V218H212ZM216 218V219H215ZM228 223H230V225L228 224ZM242 224V223H241ZM248 228H247V230H246V233H247V242H251L252 244L250 245V246H253V245H255V244H262L263 246H264V197H263V201L261 202V205L258 207V213H257V215H256V217H255V220L253 221V222H250V223H248ZM226 227H228V228H226ZM230 232V233H229ZM224 234V235H221V236H223V238H221V236L220 235H218V234ZM226 233V234H225ZM228 233V234H227ZM230 234H232L233 236V239H230L231 237L230 236H228V235H230ZM225 236H226V238H227V236H228V240L225 238ZM220 239V240H219ZM212 240H214V241H212ZM230 240V241H229ZM232 240V241H231ZM210 241H211V243H210Z\"/></svg>",
    "mask_w": 264,
    "mask_h": 264
},
{
    "label": "flooded vegetation",
    "instance_id": "4",
    "mask_svg": "<svg viewBox=\"0 0 264 264\" xmlns=\"http://www.w3.org/2000/svg\"><path fill=\"white\" fill-rule=\"evenodd\" d=\"M95 114H97V113H95ZM74 115L78 116V113H74ZM154 121L155 120H153L151 123L153 124ZM183 122H185V121H183ZM160 130L161 129L156 130L157 131L156 132L155 130H150V129L149 130H146V129H144L143 131L140 130L138 132H132V133H130L128 135L125 134V136L122 135L123 136L121 138L122 139L121 140V150H122V152H124V147L126 145H128L131 142H133L132 141L133 139L135 140L137 138H140L135 143V144H139V143L143 142L145 139H148L150 137H154L155 135L160 136L159 135ZM145 131H147V132H145ZM153 131H155L154 132L155 134H153ZM181 131H178V132L181 133ZM220 131H223V130L222 129L221 130H218V132H220ZM174 132H173L172 135L173 136H176V132L177 131L175 130ZM178 132H177V134H180ZM184 132L185 131L183 130V133H182L183 136H184ZM207 132H208V130H207ZM207 132H204V134H207ZM217 133H215V134H217ZM220 133H222V132H220ZM160 134H162V130H161V133ZM182 134H180V136L179 135L178 136L181 137ZM208 134H212V133H208ZM172 135H170L168 137V139H172L173 138V139L176 140V138L178 136H176L174 138ZM171 136H172V138H170ZM188 136L191 137V138H189ZM188 136L187 137L189 139H194L193 138L194 136L190 135V133H188ZM165 138L167 139V137H165ZM165 138H164V140H166ZM193 141L194 140H192V142ZM196 141H198V140H196ZM131 144H133V143H131ZM205 148H206V146L204 147V150H206L208 147L206 149ZM237 148H239V147H237ZM244 148L241 147L242 150L241 151H238L237 153H235V157L227 159L226 162H229V161H236V162H238L239 160H245L246 159V160H252V164L256 162V163H258V166H264V156H262V155H264V152L259 151L260 148H263V146H259L258 151H250V152H243L244 151ZM127 149L128 148H126L125 150H127ZM199 150L201 151V149H198V152H199ZM208 151H210V150L208 149ZM206 152H207V150L204 151V156H203L204 157V175H205V172L210 167H215V165L218 164L216 162H209L215 156H213L214 154H210V152H207V153ZM155 162L156 161H154V163ZM221 163H223V162H221ZM160 174H163V173H160ZM223 176H224V174H222L220 177L222 178ZM221 178H218L216 180V183L218 184V187H217L218 189L219 188H222V187H225L227 185H230V184H232V185L234 184L237 189L239 188V190H241V191H239V193L245 194L246 195V199L250 201V204L248 205V206H250V209L248 210L249 214L247 216L242 217V218L241 217H237L236 218L237 221H236V224H235L236 232L234 234V241H232V243L231 242L228 243V245L230 244L229 247H228L229 249L226 247L228 245L225 246L228 249L227 253L226 252L225 253L227 254V256L228 255L231 256L230 254H235V253H237V255H238L241 250L247 248V249H250L251 250V251L249 250L251 253L250 252L249 253L246 252V254L249 255V259L250 260L252 259L251 261H254L255 259H257V260H259V261L256 260L258 263H261V262L264 263V246L262 244H258V245L255 244L253 246H250L252 243L251 242H247V233H246V230L248 228V226H247L248 223L253 222L255 220V217H256V215L258 213V207L261 205V202L263 201L264 188L262 187V185L260 184V182L258 180H256V179H254V178L252 180H250V179L247 180V179H244L242 177H240V178L239 177L233 178V176H230V175L228 176L227 174H225L224 178H222V179ZM207 180H208L207 178H204V183L207 182ZM229 182H232V183L229 184ZM207 221H208V219L207 218H204V240H206L207 237L210 234H212L213 232H215V230L207 229V227H206V225H207L206 222ZM215 228H217V230H220L221 229L219 227H215ZM208 233H210V234H208ZM204 245H208V243L205 242ZM208 260L207 261L204 260V264H212V263L214 264V262H215V260H212V261L209 260L210 262Z\"/></svg>",
    "mask_w": 264,
    "mask_h": 264
}]
</instances>
